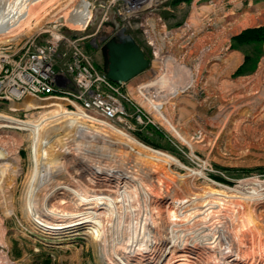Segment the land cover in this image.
I'll return each instance as SVG.
<instances>
[{
    "label": "rangeland",
    "instance_id": "rangeland-1",
    "mask_svg": "<svg viewBox=\"0 0 264 264\" xmlns=\"http://www.w3.org/2000/svg\"><path fill=\"white\" fill-rule=\"evenodd\" d=\"M59 1L63 4L56 7ZM82 1L87 2L91 15L86 27L79 28L66 20V14L82 4ZM82 1H42L37 11L22 17L21 25L14 26L10 32H0L2 33L0 60L5 55L9 59L12 56L16 57L21 53L17 52L18 49L29 40L43 41L49 38L50 34L66 35L70 37L69 39L74 38L73 36L78 39L79 44L92 57L94 66L100 70L105 60L102 35L106 37L112 34L127 35L139 44L151 66L132 80L123 84L114 83L118 88L117 97L126 110L119 119L107 122L130 133L144 149L156 148L173 154L180 161L179 164H172L169 167L176 178L177 175L180 178V174L191 171L201 173L197 181L200 189L210 190L209 182L217 183L224 189V185L234 186L251 177L264 182V0H154V6L150 10L151 16L148 15L149 20L153 19V23L145 22L146 25L154 27L149 32V35L150 33L152 35L150 38L145 32V27L141 26V24L146 26L142 23L143 15L130 20L122 19V16L118 15L122 6H128L127 0ZM247 14L254 17L256 23L237 26L236 19L232 16L241 19ZM193 15L199 17L198 20L194 19L195 22L191 20ZM190 21L194 23L192 28L188 29L187 24L191 23ZM227 26L229 28L235 26L229 31L226 28L231 34L217 38V35L222 33L221 27ZM195 27L199 29L194 31ZM258 27H262V30H253ZM121 28L123 31H120ZM155 46L160 48L161 54H158V49H155L154 53ZM66 48L63 43L61 50L64 51ZM157 58L160 61L165 60L163 67ZM167 58H172L173 62ZM167 66L169 68H166ZM4 67L6 66L0 69V76L4 73ZM62 67V61L56 64L57 69ZM154 77L157 80L160 78L164 84L159 83L160 87L153 88L150 81ZM173 81L177 85L176 89L173 87ZM66 83V89L63 90L77 91L72 79H68ZM135 89L147 90L153 100L152 107L154 104L161 106L160 98L158 100L157 97L161 92L166 102H171L170 106L173 107L172 119L167 118L176 126L183 127V130L186 128L184 131L194 138H192L194 147H189L170 132L160 120L164 118L163 115L158 110H152V113L146 108L134 95ZM257 98H260V103ZM57 99L32 98L28 101L24 99L11 101L0 98V113L28 121L34 118L31 115L33 113L35 118H38L37 113L43 115L41 118L50 115L48 110L53 109L49 107L51 104L57 109L66 108L72 111L66 99L62 100L64 104L53 101ZM46 100L50 101L43 108L48 109L40 108L43 105L40 102ZM76 112L78 111H75L72 117L76 116ZM73 121L69 120L70 123L67 121L66 124L71 127ZM91 123L87 122L89 125ZM42 125L43 123L37 127L35 134L31 133L32 130L26 129L24 127L26 125L0 127V253L2 260L8 259L2 264H101V259L104 258L110 264H123L121 262L127 257L132 264H165L169 255L163 261H159L160 245L151 241L154 239L146 240L144 237V243L138 248L126 251L117 247L120 251L117 248L116 251L108 250V255L102 253L99 248L105 244L106 248L111 249L110 245L113 243L116 245L122 243L128 247L132 238H129L128 233L133 232L131 220L140 221L138 217H132L130 212L132 207L141 210L136 203H132L133 206L128 208V212L124 209L117 210V214L123 212L120 213L121 217L112 214L111 220L107 218L103 221L104 238L101 241L94 239L91 233L85 231L90 225H94L91 221H86L85 224L75 220L76 218L60 221L56 216L50 217L52 222L40 223V227L44 228L42 233V228L35 223L40 222L38 211L46 199L47 188L56 185L57 181L62 179L65 181L67 175L71 173L69 177L73 176L77 183L89 184L85 180L92 181L94 178L92 182H98L103 187L108 186L109 183L106 181L115 179L114 176L99 171L96 166L90 169L88 175L81 172L83 168L74 146L67 145L69 148H66L67 143L64 145L60 138L63 145L59 143L55 145L46 132L51 129L47 125ZM94 125L99 127L97 122ZM68 157L74 159L73 169L71 165L69 166ZM10 176H16L11 183L8 181ZM61 190L60 195L55 191L48 195L52 196L51 203L61 205L62 199H68L67 193ZM255 210V216H258L261 209ZM262 212L264 213L263 210ZM118 219L119 223L116 221ZM258 222L261 226L264 224L260 220ZM54 233L59 234L55 235L60 236L59 240L52 241L51 236Z\"/></svg>",
    "mask_w": 264,
    "mask_h": 264
},
{
    "label": "bare ground",
    "instance_id": "bare-ground-1",
    "mask_svg": "<svg viewBox=\"0 0 264 264\" xmlns=\"http://www.w3.org/2000/svg\"><path fill=\"white\" fill-rule=\"evenodd\" d=\"M42 1L44 0H0V32H10L14 26H17L18 24L21 25L22 17L27 15V13L31 14L37 11V8L41 5ZM154 2V0H127L128 6H122V10L118 15L120 14L122 19L125 20H130L133 17L143 15L144 19L142 23L145 24L147 21L153 23V19L149 20L148 15L151 16L150 10L154 6ZM62 4L63 2L59 1L57 2L56 7H61ZM67 14L66 20L71 23L72 26L75 25L79 28L87 24L91 15L87 2H83L78 5L77 8H73ZM232 18L236 19L235 24L237 26L250 25L255 22V20H253L254 17L249 14L241 19L237 17L235 18L234 16H232ZM192 19L193 21L194 19L198 20L199 17L198 15H193L191 16V20ZM193 21H190L191 23L187 24L188 29L192 28V24L195 22ZM141 26L145 27V32L150 38L152 35L151 33L149 35V32L154 27L149 26L148 24L146 26L141 24ZM235 26L231 28H229V26L221 27L220 31L222 33L217 35V38H220L225 34L230 35L231 31H228ZM196 29L199 28L195 27L194 31H196ZM120 31H123V29L121 28ZM201 35L203 36L202 33ZM50 36H52V40H55L54 46L56 43H59L60 35L56 36L50 34ZM63 36L70 38L66 35ZM123 36L124 35L120 34V36L114 35L111 37L122 38ZM111 37H105L104 39L101 38V41H104L102 44L104 45V43ZM64 44L67 46L66 49L68 50V45L66 43ZM80 46L82 47V45ZM155 49H158V54H161L160 48L155 46L154 53ZM206 50L207 49H205V51ZM84 51L86 52L85 49ZM86 53L89 55L88 52ZM47 58L48 57L36 58L35 62L39 61L40 63H44V59ZM89 59L93 62L91 56ZM167 59L172 61V58ZM163 61L165 62V60ZM163 61L159 60V63L162 65L161 67L164 65ZM32 65L34 68H37L33 61ZM45 66L46 68L48 67L47 65ZM149 66H151V62ZM170 67H172V65ZM166 68L169 67L167 66ZM102 71L106 75V72L104 70ZM169 72L173 73L172 71ZM155 77L150 81L153 88L161 86L159 85V83H161L160 78L157 80ZM123 83L124 82H121L119 84ZM161 84H164V82ZM176 86L177 85L173 81V87H175V89ZM134 93L139 101L151 112L152 110H158V112L163 115L164 118L160 119L163 121V125L178 137L181 142L187 144L189 147H194V141L192 140L193 136L191 137L188 132L184 131L186 128L183 130V127H178L174 122H170V119H172L171 113L173 107L170 106L171 102H166L165 97L161 92L157 95L158 100L160 98L161 106H155L154 104V107H152L153 100L147 90L135 89ZM93 94L94 95H91V98L94 100V104H91L90 106L66 99L71 106L72 111H68L66 108L57 109L54 104H51L49 107H53V109L48 110L50 115L44 116L43 118H41L43 116L41 113L36 112L38 118H35L33 113L31 114L34 117L33 119L22 121L16 117L0 113V121H4V123H0V127H23V125H26L24 127L30 131L32 130L31 133L35 134L39 125L42 123L43 125H47V127L51 129L49 132L46 131L51 142L55 143V145H58V143L61 145L64 143L65 145L67 143L66 148L68 147L67 145H72L77 150L78 154L76 155L83 168L81 169V172L87 174L90 172V169L96 166L99 171L115 177L114 180L106 181L109 184L108 186L106 185L107 187H103L102 184L98 182H92L94 178H92V181L85 180L89 184H84L82 182L77 183L75 179L72 178L73 176L70 178L69 176L72 173L67 175L68 177H66L67 179L65 181L63 179L57 181L56 185L54 184V186L46 189V199L43 201V205L41 204V209L38 211V219L40 222L50 223L53 221L50 220V217L54 216L59 218L58 220L60 221L66 220L67 218H76L75 220L85 224L86 221H91L94 225H90L85 231L91 233L94 236V239L101 241V239L104 238L103 221L107 218L109 220L112 214L117 216L120 215V213H123L119 212V214H117V210L124 209L127 211L128 208L133 206L132 203H136L138 207H141V210H136L132 207L131 211H129L131 212L132 217H138L140 221L134 222L135 220H131L133 224V232L128 233L129 238L132 237V240L130 239V243L127 245L128 247L121 242L120 245H116L115 243L110 245L111 249L108 247L106 248L105 244H103L104 246L101 245L99 247L102 253L108 255V250L116 251L117 247L126 251L134 250L144 243L145 239H154L151 241H155L160 245V250L158 251V256L160 257L159 261H163V259L169 255L165 264H188L189 261H191L190 264H264V224L261 226V223L258 222V220H260L264 223V213L262 212V210L264 211L263 181H260L255 177L246 178L234 186H223V184H221L224 189L219 187L217 183L209 182L211 185L210 190H206L200 189L197 184L201 173L193 171H191V173L188 172L190 171L188 170L187 174H180V178H178L179 175H177L176 178L174 172L170 171L169 167H171L172 164H179L180 161L173 154L159 149L156 150V148L150 150L144 149L143 146H139L141 144H139L138 140L131 136L130 133L121 128L119 129L112 126L107 122H113L125 114L126 109L123 103L118 99L117 92L111 94L112 96L98 94L96 92ZM27 97H30V99L33 98L31 95ZM157 97L155 96L156 101ZM22 99L25 101L30 100L26 97ZM58 99L53 101H58L59 103L64 104L62 100L65 98ZM257 100L258 103H260V98H257ZM49 101L50 100L40 102L43 103L40 108L48 109L43 108V106ZM29 103L31 104V102ZM30 107L33 106L30 105ZM179 110L181 111V108H179ZM75 111L78 112H76L77 114L75 117H72V114H75ZM90 114H94L95 116ZM69 120H74L71 127L69 124H66ZM87 122L92 123L89 125ZM96 122L99 123V127L94 125ZM65 124L66 126H64ZM59 138L64 142L61 143ZM195 158H197L196 155ZM68 160H70L69 166L71 165L70 167L72 168L74 159L68 157ZM65 170L67 172V169ZM67 174H69V172H67ZM15 177L16 176H10L8 180L9 183H11ZM54 179L56 178L54 177ZM8 181H6V183H8ZM99 181L103 182L100 179ZM61 189L67 193L68 199H62L61 205H56V202L51 203L50 198H52V196L50 197L48 195H50L52 191H55V193L58 192L60 195V193H62ZM253 207L255 209H261L257 214L258 216H255L256 214L254 211L256 210ZM116 221L118 222L119 219ZM85 231L84 233H86ZM110 236L112 237V234ZM119 248H117V250L120 251Z\"/></svg>",
    "mask_w": 264,
    "mask_h": 264
},
{
    "label": "built area",
    "instance_id": "built-area-1",
    "mask_svg": "<svg viewBox=\"0 0 264 264\" xmlns=\"http://www.w3.org/2000/svg\"><path fill=\"white\" fill-rule=\"evenodd\" d=\"M73 37L69 39L60 35L59 43H56L55 46V40L51 39L52 36L43 41L32 39L27 44L25 43L26 45L22 48L18 49L17 52L21 53L16 57L12 56L9 59L5 55L0 60L1 67L6 66L4 67L3 75L0 76V98H7L12 101L30 95L38 100L65 98L90 106L94 104V100L91 98L94 92L108 96H112L111 94H114V92L118 93V88L114 84L115 82H111L102 69L99 70L94 66L92 60L89 59L90 56L79 45L78 39L75 36ZM63 43L68 45V50H61ZM41 57L48 58L44 59V63L35 62L36 58ZM32 61L37 68L33 67ZM60 61L63 62V67L57 69L56 64ZM45 65L48 67L46 68ZM68 79H72L77 91L63 90L66 89ZM58 94L65 95L59 96ZM40 223L35 224L40 227ZM42 233H44V228H42ZM55 235L59 234L54 233L51 236L52 241L60 239V236ZM1 256L0 253V264L3 261L7 262L8 259L2 260ZM101 260V264H110L106 258ZM128 260L130 259H123L121 263L132 264V261Z\"/></svg>",
    "mask_w": 264,
    "mask_h": 264
},
{
    "label": "water",
    "instance_id": "water-1",
    "mask_svg": "<svg viewBox=\"0 0 264 264\" xmlns=\"http://www.w3.org/2000/svg\"><path fill=\"white\" fill-rule=\"evenodd\" d=\"M102 51L105 57L103 70L117 83L137 77L150 65L139 44L127 35L111 37L102 46Z\"/></svg>",
    "mask_w": 264,
    "mask_h": 264
},
{
    "label": "trees",
    "instance_id": "trees-1",
    "mask_svg": "<svg viewBox=\"0 0 264 264\" xmlns=\"http://www.w3.org/2000/svg\"><path fill=\"white\" fill-rule=\"evenodd\" d=\"M254 31H260V30H262V27H258V28H255V29H253ZM253 30H251V31H253ZM86 52H88V51H86ZM102 70H103V67H102Z\"/></svg>",
    "mask_w": 264,
    "mask_h": 264
},
{
    "label": "flooded vegetation",
    "instance_id": "flooded-vegetation-1",
    "mask_svg": "<svg viewBox=\"0 0 264 264\" xmlns=\"http://www.w3.org/2000/svg\"><path fill=\"white\" fill-rule=\"evenodd\" d=\"M120 35V34H119ZM111 36H114V34H112ZM110 36V37H111ZM115 36H117V35H115ZM106 37V35H102V38L104 39ZM109 37V36H108ZM107 38V37H106ZM102 46H103V44H102Z\"/></svg>",
    "mask_w": 264,
    "mask_h": 264
}]
</instances>
